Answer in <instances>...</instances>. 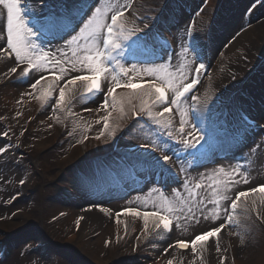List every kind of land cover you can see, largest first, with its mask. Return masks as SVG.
<instances>
[{"label": "snow or ice", "instance_id": "1", "mask_svg": "<svg viewBox=\"0 0 264 264\" xmlns=\"http://www.w3.org/2000/svg\"><path fill=\"white\" fill-rule=\"evenodd\" d=\"M260 2L264 4V0ZM36 5H41L46 11H41ZM51 5L52 0H0V9H3L0 16L6 13V27L0 29V32L6 33L0 37L6 40V47L0 45V58H14V66L9 67L4 75L18 77L19 82L31 80L39 74V78L30 84L31 91L22 93V96L34 97L42 105H47L53 99V93L58 92L53 111L59 108L70 112L77 100L103 94L102 102L96 108L84 109L87 112L105 113L96 121H103V129L95 137L97 140L105 136L106 132L110 139L116 136L120 126L110 128L109 117L112 112L109 109H115L120 104L123 114L124 96L118 99L116 90H132L128 96L135 94L142 101L139 110L132 111L136 118L132 127L144 121L148 134L145 136L146 143L141 146L143 150L128 154L129 163L149 175L159 176L161 181L178 179L183 174L180 187L188 193V199L182 198L181 192L174 189L175 197L182 207L178 208L167 197H162L158 204L153 205V210L123 208L115 213V223H122L121 216H131L143 220L145 231L151 220L153 231L171 232L177 228L187 231L202 220L207 221L215 226L194 234L190 240L177 239L165 249V253L189 250L196 256L210 246V241L219 253L220 236L235 223L237 210L243 207L247 211L249 198L256 194H260V204L264 205V184L249 190H239V185L248 184L249 178L246 170L238 165L230 164V171L224 167L213 169L211 175L199 173L197 178L190 176L189 169L192 163L205 158L222 139L235 137L241 130L247 139L250 130L259 125L232 105L217 103L220 101L219 95L210 105L195 94L189 95L197 85H202L200 75L207 67L191 25L184 30L186 36L192 37L191 44L182 40L180 50L171 55H167V49L164 48L166 58L159 63L148 60L152 66L144 67L143 74L149 79L137 83L132 75L140 71L137 63H131L128 68L124 61L141 62L142 58L146 59L148 54H154L155 49L162 47L159 44L164 38L160 16L137 14L134 0H93L92 3L89 0H55L56 6ZM130 23L133 25L131 28L127 26ZM56 38L64 41L63 46H57L56 52L46 51L38 42ZM174 58L181 60V63L174 64ZM184 60L188 62L184 63ZM117 70L120 75L113 74ZM45 72L51 78L44 76ZM109 77L113 83L104 93L101 78L107 81ZM38 91L40 94L35 95ZM189 100L194 103L185 108L184 104ZM175 116H178V121L174 119ZM9 135V130L0 128V137L7 140ZM262 146L264 139L254 144L250 151H258ZM10 150L11 142L8 145L0 144V158ZM188 158H191L190 161ZM7 163L5 160L0 170ZM0 174H3L2 171ZM221 174L227 179L219 178ZM4 178L8 179L7 176ZM206 179L211 182L205 184ZM25 182L19 179L20 184ZM207 189L212 190L213 198L201 195ZM251 205L252 210L256 211L257 200L251 199ZM99 211L111 215L108 208L101 206ZM256 214L259 218L261 211ZM82 219H77V227ZM109 242L105 241V244ZM226 259L221 257L220 264H225ZM167 264H173V260L169 259Z\"/></svg>", "mask_w": 264, "mask_h": 264}, {"label": "rangeland", "instance_id": "2", "mask_svg": "<svg viewBox=\"0 0 264 264\" xmlns=\"http://www.w3.org/2000/svg\"><path fill=\"white\" fill-rule=\"evenodd\" d=\"M52 3L56 6L55 0H52ZM37 7L41 10L39 6ZM44 10L46 11V9ZM134 10L137 14L143 13L148 17L160 16L161 29L168 31L176 39V52L180 50L182 40L188 44L192 42V37L186 36L184 31L186 27L191 25L203 60L208 58L207 63L204 62L205 64H209L212 61L209 60V48L210 46L212 47V43L219 42L217 47L219 50L216 53L217 57H219L222 51L226 50V48L231 45L235 37L240 36L246 29L249 30V27H252V25L256 26L252 30L255 32L254 34L258 35V41L256 38L254 40L256 41L254 47H250L248 52L239 50L234 51V61L230 63H223L220 59L218 64L221 66L220 68L236 62L222 70L217 85L205 96L204 101H207L210 105L211 101L215 99L214 93L220 92L223 101L229 97V95H233L230 105H232L235 110L240 111L243 109L249 112L248 106L253 104L255 106V108L253 107L254 110L257 111V102L247 99L245 94L250 93L257 96V93L261 94L264 88V4H261L260 0H137L134 2ZM130 25L132 24L130 23ZM4 26L6 27V24ZM225 27H227L225 31V35H227H224L225 38L222 36L221 39H218L217 37L223 33ZM38 42L42 44L46 51H54L57 46L64 45L63 40L54 43L46 41ZM249 52H251V54ZM162 61L163 60L159 62ZM183 62L187 63L188 61L184 60ZM131 63H137L140 69L139 73H132L135 77L134 80L149 79L143 74V68L152 65L139 64L137 61H124L125 67L128 68L131 67ZM173 63L178 65L181 63V60L174 58ZM8 68V64L0 63V80L5 77L4 73ZM113 74L120 75L118 70ZM110 83L113 82L109 77L106 81L107 88ZM21 85V81H16L13 85L9 84L0 89V107L3 113L9 114L13 118L14 124L9 123V125L14 129H18L14 132V134H16L15 139L24 130L30 115L35 111L39 112V120L31 126L29 132L25 135L27 138L25 139L27 142L26 147L32 152L30 164L32 166L36 165L35 180L33 181L32 188L14 207V212L16 211L18 214L20 213L22 215L28 214L27 216L36 219L39 224L31 225L27 218H22L19 214L14 222L18 223L19 226L25 225L26 228L18 230L16 224L7 227V231L14 233V247H21V249L14 254L6 264H22L23 261L28 264H36L37 261H34L36 258H33L30 254L36 255L40 264L45 262V259L48 258L45 257V255H54L56 259H60L61 264H98L96 260L99 257L105 258L103 260L105 264H154L156 256H159V248L165 243L162 236L156 233L151 240L143 246L138 256L133 257L132 252L135 249L136 243L138 241L141 242L143 238L142 235L145 231L144 223L135 224L132 222L133 224H129L127 223L130 222L128 220L125 223H120L119 227L116 228L117 224L115 223V217L100 212L99 208L102 206L120 211L124 207L133 206L142 210H153V205L158 204L162 197H167L169 199V192L172 189L169 188L170 190L167 189L166 191V189L163 188L164 181H161L159 176H152V178L149 179V177L143 173L145 187L142 190H138L126 168L123 166L119 167L121 169V176L124 180L123 188L116 185L104 174V172L97 173L96 168L103 169L99 164L107 165L108 167H118L119 162L114 159L104 162L100 159L93 158L96 150V142H94L89 133H86L85 127L89 126L91 122H88L85 116L77 123H70V130L65 135H69L70 137L67 142H61L54 149H48L47 145L52 142L54 136L61 127L63 119L62 112L59 108L53 111L56 98L51 99L47 105H42L41 102L34 97L22 96V93L25 91L28 92V90L25 89L26 87H28L30 91L31 89L30 83L23 85V88ZM39 94L40 91L35 95ZM193 94L194 93H191L189 95L191 96ZM260 97L263 98V96ZM129 99L132 102L131 97H124L123 103L125 106H123V114H121L118 109V113L113 114L116 109H110L113 115L109 122L110 128H116L118 125L120 126L123 121L127 119L131 105ZM18 101L21 102L18 103ZM91 101L92 97L88 96L86 99L78 100L76 104L78 108H81L82 106L93 104ZM138 101L141 105V99ZM192 102L193 101L189 100L184 104V107L187 108ZM18 113L21 114L19 117ZM96 115H104V112H99ZM251 115L253 116L254 114ZM0 116L6 119L5 115L0 114ZM262 116L264 118V115ZM93 128V134L97 136L103 129V121L100 123L96 122ZM119 129L120 127L117 128V132ZM147 134V127L141 123H137L135 127H131L127 131L125 138L146 143L145 136ZM85 136L90 137L89 142L84 141ZM262 139L264 138L258 137L251 144L254 145ZM39 140L43 144H46V146L36 148L34 144L39 143L36 142ZM105 143H107V145L109 144V147L111 146V139L108 138L107 132L105 133L102 146H104ZM0 144L5 145L2 141H0ZM92 148L95 149L92 150ZM225 150L228 151L227 148H224V151ZM214 152L218 153L219 151ZM214 152L205 157L209 159L202 168L191 166L190 170L195 169L198 173H208L211 175L213 169H218L220 167H224L226 171H230V164L238 165L241 169L246 170L243 163L235 161L232 156L228 155V152H224L225 154L223 153L224 155L222 154L218 158L214 157ZM251 153L252 152L249 154V156H251V160L249 158V161L254 168L255 166L256 168L259 166V169L256 173L254 172L251 174L246 170L249 183L240 184L239 189L241 190H249L252 187L264 183V146L258 151ZM64 158L67 159L65 162L72 163L71 161H73L74 164L72 163V169L75 170L78 167L82 170L81 164L86 163L83 165L84 171L91 174L94 178V184L86 185L79 179L74 170L72 172L69 171V175L66 172L68 180L72 179L69 180V182H72L81 196L82 201L80 203L68 199L69 197L65 195L64 190L60 191L57 186L55 187L50 184L48 175L43 173L42 167L40 166V162H45L46 159H49L52 162V172L49 176L54 179L62 178L61 182H63L65 173H61V164L59 161ZM188 159L190 161L191 158ZM198 163L200 162H196V164ZM198 165L200 166V164ZM12 168L13 172H11ZM203 168H206L204 172ZM28 169L29 167L27 165L22 167L12 165L9 168L11 175L8 178H17V176L23 174ZM135 170L137 172L142 171L138 167H136ZM197 177L198 174L196 175V178ZM219 178L227 179V177L222 174ZM210 182L211 181H209V183ZM167 183L172 187L170 182ZM207 183L206 179L205 184ZM15 193L16 191L7 196V198L15 195ZM203 195L210 199L213 198L211 189H207ZM107 197H113L116 202L107 201ZM134 197L135 199H133ZM126 200L128 202H126ZM85 203L92 204L85 206ZM58 204L62 206L60 210L55 209ZM175 205L178 208L183 206L180 204ZM208 207L211 208L212 205L209 204ZM4 208L8 209L6 206H4ZM9 213L10 212H8V215ZM68 213H70V215H68ZM53 217L57 218V220L53 224H50V219ZM79 217L84 218L80 220V233L77 234L76 239L72 241L70 246H63V238L65 236L62 237L60 234L65 235L72 232ZM261 219H264V214H261L258 218L256 212L249 209L245 211L243 209L235 213V223L226 231L222 232L219 240L221 248L219 253L216 252L215 245L210 242V246L204 252H198L196 256L182 257L176 253L168 254L161 264H167L169 259L173 260V264H220L221 257H227L225 264H236V262L237 264H264V226L259 222ZM107 221H110V224L114 225V227L111 228L109 224L104 226L103 222ZM203 222L207 221L202 220L200 224ZM211 226L215 225L209 222L206 229ZM206 229L204 225H201L191 234L187 233L188 230L181 231L177 229L174 240H190L194 234L200 233ZM26 230L32 231L33 235L27 238H25L26 236L23 238L17 236L19 231L20 233H24ZM151 231L152 230L149 229L147 232L149 233ZM118 236L122 238L117 239ZM138 237L139 239H137ZM58 239H60V241H57ZM105 241L110 242L106 245ZM36 244H41L42 246L34 249ZM30 245H32L31 248H29ZM166 245V248H168L169 244ZM49 260L47 264H56L54 260Z\"/></svg>", "mask_w": 264, "mask_h": 264}, {"label": "bare ground", "instance_id": "3", "mask_svg": "<svg viewBox=\"0 0 264 264\" xmlns=\"http://www.w3.org/2000/svg\"><path fill=\"white\" fill-rule=\"evenodd\" d=\"M37 6H39L40 8H41V11H44L43 10V7H41V5H37ZM5 16H6V13H5ZM235 17V16H234ZM5 23H6V17H5ZM256 26H254V25H252V27H249V30L248 29H246V31H244L240 36H238V37H235V39H234V41L231 43V45L230 46H228L227 48H226V50H223L222 51V53L220 54V56L219 57H217V51L219 50H217V47H218V43L219 42H214V43H212V47L210 46V48H209V53H210V55L213 57V55H214V59H216L217 60V63L219 64V61H220V59L222 60V62L223 63H225V62H231V61H234V57H233V52L234 51H236V50H239V51H243V52H248V50H249V48L250 47H254V45H255V42L256 41H254L255 40V38H256V40L258 41V35H256V34H254L255 32H253L252 30L255 28ZM226 28L227 27H225V29H224V31H223V33H221L220 34V36L219 37H217L218 39L220 38L221 39V37L222 36H224L225 35V31H226ZM227 35V34H226ZM225 35V36H226ZM225 36L223 37V38H225ZM223 38H222V40H223ZM217 39V40H218ZM216 41V40H215ZM2 45V44H1ZM237 45H239V46H237ZM232 49V50H231ZM231 50V51H230ZM53 52H56V49L53 51ZM250 54H251V52H249ZM57 56H59V54H57ZM238 56V55H237ZM9 63L6 59H3V58H0V63ZM236 62V61H235ZM234 62V63H235ZM234 63H231V64H228V65H225L224 67H222V68H220L221 66H217V65H215V66H212V67H210L209 68V70H208V72H207V75H206V79H205V81L204 82H202V85H199L198 87H197V89H198V91H199V93H204V95H206V94H208L210 91H211V89L213 88V87H215L216 85H217V82L219 81V79H220V77H221V73H222V70L224 69V68H226L227 66H229V65H232V64H234ZM210 69H211V71H210ZM37 75H39V74H37ZM37 75H35L32 79H31V82H34V79H36V76ZM43 83H44V81H43ZM25 89H27L28 91H30L28 88H25ZM42 91V90H41ZM102 99H103V97L102 96H94L93 98H92V103L93 104H91V105H98L99 103H101L102 102ZM99 101V102H98ZM194 103V102H193ZM118 106V105H117ZM255 108V106H252L251 105V107H250V110L252 111V112H255L256 114H263L264 115V101H262V102H258L257 103V111H255L254 110V108ZM93 108V107H92ZM117 108V107H116ZM88 114H90V112L88 113ZM96 114H98V113H96V112H91V114H90V116L91 117H97V118H99V115L97 116ZM105 114V113H104ZM102 116V115H101ZM111 121V118L109 117V122ZM74 124V123H73ZM11 135H12V132L10 131V135H9V137L7 138V140H5L4 138V140L2 139V137H0V141H2V142H4L5 143V145H8L9 144V142L11 141V139H12V137H11ZM13 136V135H12ZM102 138V137H101ZM13 141H14V137H13ZM244 143H245V145H247V146H249V145H251L250 144V142H248L247 143V140L245 139L244 140ZM35 146H42V143H35L34 144ZM251 148H252V146H251ZM251 148H247L246 149V151H245V154H246V156L248 157V158H250L251 159V156H249V154H250V149ZM253 153V152H252ZM251 153V154H252ZM215 154H216V158H218V154L215 152ZM253 158V157H252ZM5 160H7L8 161V163L5 165V167L2 169V170H0V171H2V173L3 174H0V198H2L3 199V202L2 203H0V217L2 216V215H8V212H10L9 213V215H14V207L17 205V203L16 204H14V205H12V206H9L8 205V203H7V201H9V200H11V199H13L14 198V195H12L10 198H7V196H9L11 193H13L14 191H16V193L18 194V193H20L21 192V189H20V187H19V179L20 178H26V179H29L30 177H31V169H30V167H29V165L27 164L28 162V160H29V158H23V157H21V156H19V154L17 153V152H14V150L11 148V150H10V152L6 155V156H4L3 158H0V165H3L4 164V161ZM198 162H200V163H198V164H200V166L198 165V164H196V162L195 163H192L191 164V166H198L199 168H202L205 164H206V162H208V159H206V158H203L202 160H200V161H198ZM12 165H14V166H17V167H22V166H28L29 167V169L27 170V171H25L23 174H20L19 176H17V178L16 177H14V179H5L4 177L5 176H7V177H9L10 175H11V172H13V168L11 169V172H10V170H9V168L12 166ZM204 169H206V168H203V172H204ZM258 169H259V166L256 168V166H255V168H253V173L255 172H257L258 171ZM190 170V169H189ZM193 170H195V169H193ZM199 174V173H198ZM182 179H183V176H182ZM207 182L209 183V181L207 180ZM181 184V183H180ZM13 187H14V189H13ZM241 187V186H240ZM172 190L169 192V200H171L174 204H180V201L175 197V194H174V189H178L180 192H181V196H182V198H184V199H188V193L187 192H185V190L182 188V187H180V185H178V186H174V187H172L171 188ZM239 190H241V189H239ZM15 193V195H17ZM133 195V194H132ZM202 195H203V193H202ZM259 195L260 194H256L255 196H252V199H256L257 200V204L258 205H261L260 204V201H259ZM130 196V195H129ZM108 198V199H107ZM106 198V200L107 201H109V202H112L113 201V203H115L116 202V200L113 198V197H107ZM133 199H135V197L133 198ZM133 199H131V200H133ZM128 201H129V198H128ZM127 200H126V202H128ZM91 205L90 203H85L84 205L86 206V205ZM121 205V204H120ZM181 205V204H180ZM4 206H6L8 209H6V208H4ZM62 208V206H60V204H58L57 205V207L55 208L56 210H60ZM98 208H99V206H98ZM82 215V214H81ZM16 217H18V216H16ZM115 217V216H114ZM73 218V217H72ZM131 218H134V217H126V221H130V219ZM121 219V221L122 222H125V219H122V218H120ZM135 219V221L136 222H141L142 221V219L141 218H134ZM108 222H110V221H107V222H103L104 224H107ZM17 225V229L18 230H23L24 228H26L25 227V225H22V226H19L18 225V223L16 224ZM109 225L111 226V228H113L114 227V225H112V224H110L109 223ZM149 225L150 226H152L151 228L153 229V225H152V221H150L149 220ZM201 225H204L205 226V229H206V227H207V225H209V222L207 223V222H203L202 224H198V225H196V226H194V227H189L187 230H188V232L187 233H189V234H191V233H193V231H195L196 229H197V227H200ZM119 227V225H117V227L116 228H118ZM4 228L2 227V226H0V231H2ZM178 229V228H177ZM177 229H174V232H173V234L171 235V236H173L174 237V235L176 234V232H177ZM33 235V232L32 231H30V230H26V232H24V233H20V231H19V233H18V237L19 238H23L24 236H26L25 238H27V237H31ZM75 236L73 235L72 236V238L71 239H73ZM173 237H172V239H173ZM0 240L3 242V243H10L11 242V237H8V236H5L4 234H2V232H0ZM211 242V241H210ZM209 242V243H210ZM164 244V243H163ZM167 246V245H166ZM166 246L163 248V251H165V249H168L169 248V246H168V248H166ZM9 247H12V246H10L9 245ZM21 249V247H19V248H17V249H15L14 250V248L12 249V254L11 255H9V256H6V253H5V251L3 250V248H2V246H0V259L2 258V257H5L6 256V261L4 262H0V264H6L7 263V261L9 260V259H11L13 256H14V254H16L19 250ZM29 252L31 253V251L29 250ZM169 253H173L174 254V252H169ZM191 253V252H190ZM184 254V255H187L186 257H190L191 255H193L192 253L191 254ZM30 255H32V257L33 258H36V259H34V261L36 260V261H39V259L37 258V256L36 255H33V254H30ZM45 257H48L47 259H45L46 261L45 262H42L41 264H47L48 263V261H50L49 259H51V260H54V262L56 263V264H61L60 263V259L59 258H57L56 259V257L54 256V255H45ZM100 258V257H99ZM99 258H97V260H96V262H98V263H101V259H99ZM38 259V260H37ZM162 263V260L160 259V261L158 262V264H161ZM22 264H28L27 262H25V261H23V263ZM39 264H40V262H39ZM236 264H237V262H236Z\"/></svg>", "mask_w": 264, "mask_h": 264}]
</instances>
